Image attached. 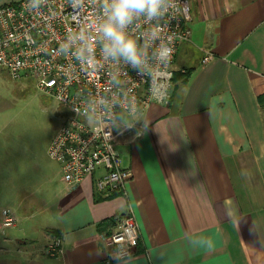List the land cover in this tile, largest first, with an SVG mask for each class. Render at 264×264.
Instances as JSON below:
<instances>
[{
  "label": "crops",
  "instance_id": "crops-1",
  "mask_svg": "<svg viewBox=\"0 0 264 264\" xmlns=\"http://www.w3.org/2000/svg\"><path fill=\"white\" fill-rule=\"evenodd\" d=\"M190 15L171 100L139 114L146 130L114 129L124 192L99 193L102 172L76 188L14 175L9 264H264V0H191ZM128 215L141 239L120 261L104 239Z\"/></svg>",
  "mask_w": 264,
  "mask_h": 264
},
{
  "label": "built area",
  "instance_id": "built-area-1",
  "mask_svg": "<svg viewBox=\"0 0 264 264\" xmlns=\"http://www.w3.org/2000/svg\"><path fill=\"white\" fill-rule=\"evenodd\" d=\"M46 2L47 6L39 13H29L26 0L0 8V70L14 81L33 80L42 95L55 98L64 108L62 126L48 152L50 159L60 165L64 183L76 188L87 177L102 172L95 183L97 191L106 198L119 195L132 174L124 169L116 149L113 124L122 116H129V112L136 116L154 103L166 104L171 100L175 83L173 64L180 47L192 39L191 0H180L181 10L175 16H166L158 23L141 19L131 26V35L141 43L150 32L160 34L161 39L154 42L149 53L171 37V63L167 70L156 72L151 79L142 78L126 65L100 60L96 44V25L101 15L99 0H86L78 12L69 7L68 0ZM77 33L87 34L88 39L84 44H73V53H62L68 38ZM85 47L89 50L87 64L76 59ZM157 76L166 77L158 84ZM158 87L162 89L159 101L154 98ZM101 98L111 103L93 113ZM93 116L97 123H93ZM2 220L3 231L17 226L9 210L2 212ZM140 239L139 225L133 215H128L104 242L117 249V256L123 261L129 259V254L133 256ZM47 254L63 255L61 241L50 246Z\"/></svg>",
  "mask_w": 264,
  "mask_h": 264
},
{
  "label": "rangeland",
  "instance_id": "rangeland-1",
  "mask_svg": "<svg viewBox=\"0 0 264 264\" xmlns=\"http://www.w3.org/2000/svg\"><path fill=\"white\" fill-rule=\"evenodd\" d=\"M64 113L55 98L36 89L33 80L14 81L0 70V264L18 256L15 246L5 242L13 239L15 228L3 231L1 227L2 212L13 211L12 179L14 175L34 178L42 169L60 175V165L48 152Z\"/></svg>",
  "mask_w": 264,
  "mask_h": 264
},
{
  "label": "clouds",
  "instance_id": "clouds-1",
  "mask_svg": "<svg viewBox=\"0 0 264 264\" xmlns=\"http://www.w3.org/2000/svg\"><path fill=\"white\" fill-rule=\"evenodd\" d=\"M69 7L78 12L85 6L86 0H68ZM27 11L29 13H39L47 6L46 0H26ZM100 18L96 25V44L99 47V58L103 62L116 65L123 64L130 67L137 75L151 79L158 71L168 69L173 55V48L170 46L171 37L163 40L151 53L155 41L160 40V34L150 32L141 43L135 39L130 32L131 26L138 20L146 22H159L166 16L181 10L180 0H99ZM188 4H183L186 10ZM88 39L87 34L77 33L74 37H69L67 45L61 49L62 53H73V44H84ZM94 54V52H93ZM89 50L87 47L76 56V59L87 64ZM166 76H157V83L160 84ZM118 82L116 77L112 78ZM154 98L159 101L162 99V89L157 88ZM111 102L101 98L96 102L93 113L108 108ZM115 107V105H112ZM93 123H97L95 116L92 117ZM137 124H141L138 132L147 129L150 122L142 116H132L122 120L119 124H113L116 130H132ZM117 260L119 256L115 257ZM129 260L131 255L129 254Z\"/></svg>",
  "mask_w": 264,
  "mask_h": 264
},
{
  "label": "trees",
  "instance_id": "trees-1",
  "mask_svg": "<svg viewBox=\"0 0 264 264\" xmlns=\"http://www.w3.org/2000/svg\"><path fill=\"white\" fill-rule=\"evenodd\" d=\"M175 80H176V76H175ZM115 221H116V220H111V221H109V222H107V223H105V224H102L101 226L104 227V228H106L107 226L114 225V224H110V223H114ZM115 225H117V224H115ZM120 225H121V224H120ZM120 225H119V226H120ZM119 226L116 227V230L119 228ZM114 232H115V231L109 233L107 236H111Z\"/></svg>",
  "mask_w": 264,
  "mask_h": 264
}]
</instances>
